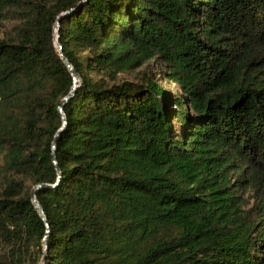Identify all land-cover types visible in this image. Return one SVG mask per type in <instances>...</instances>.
Here are the masks:
<instances>
[{
	"label": "trees",
	"instance_id": "trees-1",
	"mask_svg": "<svg viewBox=\"0 0 264 264\" xmlns=\"http://www.w3.org/2000/svg\"><path fill=\"white\" fill-rule=\"evenodd\" d=\"M43 256L264 264V0H0V264Z\"/></svg>",
	"mask_w": 264,
	"mask_h": 264
},
{
	"label": "rangeland",
	"instance_id": "rangeland-1",
	"mask_svg": "<svg viewBox=\"0 0 264 264\" xmlns=\"http://www.w3.org/2000/svg\"><path fill=\"white\" fill-rule=\"evenodd\" d=\"M55 32H56V29H55ZM163 70L164 68L160 66L158 62L152 60L147 65L138 69L135 72L128 73V74H120V80H126V81L139 83L142 78V73L146 72L149 75V77L153 81L158 83L163 89L168 90L172 93H176L177 91H179L178 87L175 84L165 80Z\"/></svg>",
	"mask_w": 264,
	"mask_h": 264
},
{
	"label": "water",
	"instance_id": "water-1",
	"mask_svg": "<svg viewBox=\"0 0 264 264\" xmlns=\"http://www.w3.org/2000/svg\"><path fill=\"white\" fill-rule=\"evenodd\" d=\"M58 24H59V21L57 22V25H56V31H57V26H58ZM56 46L60 49V45H59V43H58V38H57V36H56ZM60 55H61V54H60ZM61 57H62V55H61ZM62 60H63L64 64L66 65V67L71 71L72 76H73L74 83H75V84L78 83V82H79V77L77 76L76 72L72 69L71 65L68 63V61H67L65 58L62 57ZM75 88H76V85L73 87V89H72L70 95L62 101V104L65 103V102L69 99V97H71V96L73 95V93H74V91H75ZM59 110H60V112H62L61 108H60ZM63 121H64V123H65L64 116H63ZM57 134H58V133H57ZM55 143H56V138H55V140H54V142H53V147L55 146ZM52 156H53L54 164H56V162H55V160H54V154H53V153H52ZM58 177H60V174L58 175ZM42 186H45V185H38V186H35L34 188H32V190H31V197H32V202H33V204H34V206H35L37 212H38V213L40 214V216L45 220L44 215H43V211H42V209L40 208V206H39V204H38V202L36 201V198H35V190L38 189L39 187H42ZM44 246H45V250H44V251H45V253H46V251H47V247H46V242H45V241H44ZM44 259H45V256H43V258H42L40 264H43Z\"/></svg>",
	"mask_w": 264,
	"mask_h": 264
}]
</instances>
